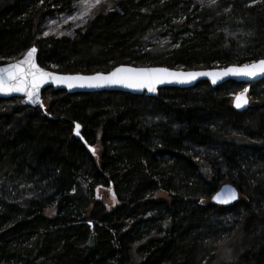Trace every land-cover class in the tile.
<instances>
[{
    "label": "trees",
    "instance_id": "trees-1",
    "mask_svg": "<svg viewBox=\"0 0 264 264\" xmlns=\"http://www.w3.org/2000/svg\"><path fill=\"white\" fill-rule=\"evenodd\" d=\"M78 1L4 0L0 65L32 47L41 67L64 74L264 59V0H120L71 38L42 35ZM244 88L201 82L156 97L47 89L44 109L0 99V264H264V80L238 112ZM228 183L238 201L211 203ZM224 248L234 262L222 260Z\"/></svg>",
    "mask_w": 264,
    "mask_h": 264
},
{
    "label": "water",
    "instance_id": "water-1",
    "mask_svg": "<svg viewBox=\"0 0 264 264\" xmlns=\"http://www.w3.org/2000/svg\"><path fill=\"white\" fill-rule=\"evenodd\" d=\"M32 48L36 51L32 54L30 63H22L27 53ZM20 59L0 65V68H7L8 65L19 64L17 78L12 81H5L0 90V99L10 100L14 98L22 99L30 107L43 105V92L47 89L55 91H65L68 94L80 93H101V92H123L133 95H145L156 97L160 90L166 88L192 89L201 82L209 83L212 88L222 86L229 82L245 85V88L235 95L232 107L238 112H245L250 108L251 99L249 97V85L264 80V66L259 61L245 65H230L224 68L211 69H170L167 67H136L132 65H119L107 73L93 74H64L43 68L38 63V49L32 47ZM117 69L123 71L116 72ZM153 69H163L162 72H153ZM131 70V71H129ZM116 72L115 76L110 73ZM249 72L254 73L248 75ZM98 74H100L98 76ZM38 85L34 89L33 79ZM151 87V91L149 90ZM19 89V90H18ZM247 90V91H245ZM32 93V99L29 98ZM246 97L247 103L241 102L237 107V97ZM36 100L37 102H33ZM44 109V105L41 106ZM74 124V134L78 139L84 141L81 135L82 128ZM78 133V134H77ZM89 149H91L89 147ZM235 190L236 198L231 199L232 190ZM240 196L239 189L233 184H223L210 199L211 203L218 206H230L238 201ZM215 197V198H214ZM227 201V202H225Z\"/></svg>",
    "mask_w": 264,
    "mask_h": 264
},
{
    "label": "rangeland",
    "instance_id": "rangeland-1",
    "mask_svg": "<svg viewBox=\"0 0 264 264\" xmlns=\"http://www.w3.org/2000/svg\"><path fill=\"white\" fill-rule=\"evenodd\" d=\"M120 0H101L99 4H95V0H79L76 2L69 11L58 13L52 19H47L41 27V33L43 36H54V37H73L77 30L83 28L92 18L96 17L99 13L102 12L100 7L106 5L108 8H113L114 3ZM187 1V0H186ZM195 1L199 6H213L219 3L222 0H216L215 4H211L210 0H192ZM4 0H0V5ZM90 2L94 4L93 7L87 12L83 18H79L82 10L87 6V3ZM73 17H76L73 19ZM47 33V35H45ZM97 198L102 199L105 202V205L108 210L113 209L118 202L115 196L109 190L98 189ZM158 199H168L167 195L160 194ZM225 249V248H224ZM235 254H232L230 249H225L224 252H221L222 260L225 262H234Z\"/></svg>",
    "mask_w": 264,
    "mask_h": 264
},
{
    "label": "snow or ice",
    "instance_id": "snow-or-ice-1",
    "mask_svg": "<svg viewBox=\"0 0 264 264\" xmlns=\"http://www.w3.org/2000/svg\"><path fill=\"white\" fill-rule=\"evenodd\" d=\"M43 2V0H41V3ZM101 2V0H95V4H99ZM255 2H260V0H255ZM210 3L211 4H215L216 3V0H210ZM94 6V4H92V3H90V2H88L87 3V6L82 10V12H81V14H80V17L79 18H83V16L84 15H86L87 14V12L90 10V8L91 7H93ZM76 17H73V19H75ZM45 35H47V33H45ZM180 45L179 44H176V45H174V47H179ZM36 51V49L35 48H32L31 50H29L28 51V53H27V56H26V58H25V60L24 61H22V62H20V64H22V63H30V61H31V57H32V54L34 53ZM259 64L260 65H262V66H264V60H261V61H259ZM19 67H20V65L19 64H17V65H8L7 66V68H0V90H2V86H3V84L5 83V81L7 80V81H12V80H14V79H16L17 78V76H16V73L19 71ZM120 71H123L122 69H117L116 70V72H120ZM129 71H131V70H129ZM150 71H153V72H162V71H165V70H163V69H153V70H150ZM116 72H113V73H110L109 75L110 76H115L116 75ZM254 73H252V72H249L248 73V75H253ZM100 74H98V76H99ZM33 84H34V89H33V91H35V87H37L38 85H36L35 84V77H34V79H33ZM19 90V89H18ZM149 90L151 91L152 89H151V87H149ZM245 91H247V90H245ZM32 93H29V98L30 99H32ZM33 102L35 103V102H37L36 100H33ZM241 102H243V103H247V100H246V97H243V96H241V97H237V102H236V106L237 107H240L241 106ZM41 106H43L42 104H41ZM76 127L77 128H79V125L77 124L76 125ZM78 134V133H77ZM236 193H235V190L233 189L232 190V195H231V199H235L236 198ZM215 198V197H214ZM225 202H227V201H225Z\"/></svg>",
    "mask_w": 264,
    "mask_h": 264
}]
</instances>
